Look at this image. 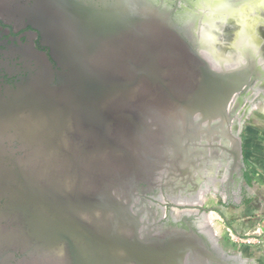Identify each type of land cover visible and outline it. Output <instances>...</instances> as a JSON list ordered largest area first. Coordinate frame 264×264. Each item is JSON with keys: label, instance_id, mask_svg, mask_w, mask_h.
<instances>
[{"label": "water", "instance_id": "obj_1", "mask_svg": "<svg viewBox=\"0 0 264 264\" xmlns=\"http://www.w3.org/2000/svg\"><path fill=\"white\" fill-rule=\"evenodd\" d=\"M215 18V12L117 11L93 24L77 12L60 39L55 7L40 14L49 45L63 54L69 73L56 87L31 93L28 107L0 102V133L19 127L24 140L43 151L30 152L29 159L51 168L48 180L61 189L64 205L75 203L81 189L93 193L91 228L87 214L62 222L77 231L84 250L94 246L96 263L109 254L110 264H121L124 254L126 264H175L179 251L202 244L196 230L209 222L207 211L199 216L203 225L185 231L175 222L153 237L143 222L142 184L151 190L164 179L166 189L195 186L209 152L215 159L218 150L233 161L230 178L240 176L231 104L251 86L254 61L214 56L204 31ZM203 190L201 198L175 200L190 207L175 214L198 215L192 207L202 206V194L211 189ZM163 245L168 248L156 249Z\"/></svg>", "mask_w": 264, "mask_h": 264}, {"label": "flooded vegetation", "instance_id": "obj_2", "mask_svg": "<svg viewBox=\"0 0 264 264\" xmlns=\"http://www.w3.org/2000/svg\"><path fill=\"white\" fill-rule=\"evenodd\" d=\"M221 1L226 0H0V102L16 108L28 107L33 102L29 100L31 93L47 86L56 87L60 76L69 73L63 54L53 52L39 23L42 11L51 6L57 11L62 39L64 23L71 22L77 12L91 23L100 24L110 18L111 12L117 11L161 10L172 15L211 13L215 12L214 4ZM243 5L258 20L254 32L258 30L259 36L257 39L236 40L227 51L214 54L217 58L237 61L249 57L254 61L251 86L231 104V109H235V126L241 143L240 176L234 173L230 178L228 171L233 161L218 150L215 159L209 152V159L196 174L195 186L189 184L183 191L176 186L166 189L164 179L151 190L142 184L145 192L140 195L139 202L144 212L143 222L151 226L153 237H162L165 226L177 224L188 231V227H195L197 222L203 225L199 216L205 211L221 216L227 209L238 208V205L260 209V203H254L250 194L255 177L246 165L241 134L248 117L254 122L264 117V0H245ZM221 41L224 45L228 43ZM49 120L42 118L41 122ZM17 130L19 127L12 126L0 133V264H110L109 254H103L102 262L96 263L94 246L87 245L84 250L74 238L77 231L63 228V218L83 219L84 214H87V225L91 228L93 193L88 189L85 195L81 189L75 203L70 200L64 205L61 189L52 186V181L48 180L50 176L46 171L51 168L34 164L29 159L30 152L43 151L26 142ZM203 189L211 190L202 194L205 199L202 206L192 207L199 210L198 215L175 214L176 208L180 211L190 209L186 205H176L175 200L195 195L201 198ZM212 198L215 204H206ZM84 209L87 210L85 213ZM36 235H42V239L32 238ZM196 236L202 244L193 252L183 254L179 251L173 256L175 264L253 263L243 251H234L231 245L223 243L209 222L196 230ZM167 248L165 245L156 246V249ZM121 264H126L124 254Z\"/></svg>", "mask_w": 264, "mask_h": 264}, {"label": "rangeland", "instance_id": "obj_3", "mask_svg": "<svg viewBox=\"0 0 264 264\" xmlns=\"http://www.w3.org/2000/svg\"><path fill=\"white\" fill-rule=\"evenodd\" d=\"M244 2L245 0L241 2L229 0L214 4L213 10L215 9L217 16L206 35L211 45L215 46L216 52L227 51L228 46L236 40L257 39L259 36L258 30L254 32L259 22L252 17L248 7L243 5ZM221 39L228 43L224 45ZM241 136L248 170L255 177V185L262 183L264 182V117H260L256 122L248 117ZM202 200L205 203V199ZM206 204H215V200L212 198L210 203ZM228 212H224L221 216L214 213L217 218L211 223L212 229L222 237L223 243L231 245L234 251H243V254L252 260V264H264V224L255 221L252 224L242 225L240 223L242 219H231L232 213ZM236 224L237 228L234 226ZM228 229L231 230L232 236Z\"/></svg>", "mask_w": 264, "mask_h": 264}, {"label": "crops", "instance_id": "obj_4", "mask_svg": "<svg viewBox=\"0 0 264 264\" xmlns=\"http://www.w3.org/2000/svg\"><path fill=\"white\" fill-rule=\"evenodd\" d=\"M250 194L254 199V203H260V209L254 206L244 208L238 205V208L236 207L227 209V212L229 211L228 213H232L231 215L233 218L231 219H242L240 222L242 225L244 223L252 224V222L254 223L255 221H261L264 224V182H260L256 185L254 184V187L250 190ZM234 226L235 228L238 227L237 224Z\"/></svg>", "mask_w": 264, "mask_h": 264}, {"label": "bare ground", "instance_id": "obj_5", "mask_svg": "<svg viewBox=\"0 0 264 264\" xmlns=\"http://www.w3.org/2000/svg\"><path fill=\"white\" fill-rule=\"evenodd\" d=\"M215 10V9H214ZM209 12V11H208ZM203 13H205V12H203ZM206 14H207V12H206ZM210 13H208V15H209ZM206 34H207V31L205 30L204 31V36L206 37ZM217 217H216V215L214 214V213H211L210 214V216H209V223L211 224L212 223V221H214L215 219H216Z\"/></svg>", "mask_w": 264, "mask_h": 264}, {"label": "built area", "instance_id": "obj_6", "mask_svg": "<svg viewBox=\"0 0 264 264\" xmlns=\"http://www.w3.org/2000/svg\"><path fill=\"white\" fill-rule=\"evenodd\" d=\"M228 232H229L230 236H232L231 230L228 229Z\"/></svg>", "mask_w": 264, "mask_h": 264}]
</instances>
